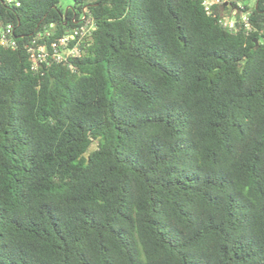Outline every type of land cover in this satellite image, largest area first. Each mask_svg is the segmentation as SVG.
I'll return each instance as SVG.
<instances>
[{
  "label": "trees",
  "instance_id": "16d2710c",
  "mask_svg": "<svg viewBox=\"0 0 264 264\" xmlns=\"http://www.w3.org/2000/svg\"><path fill=\"white\" fill-rule=\"evenodd\" d=\"M73 1L0 0V264H264V0Z\"/></svg>",
  "mask_w": 264,
  "mask_h": 264
},
{
  "label": "built area",
  "instance_id": "2783aa9c",
  "mask_svg": "<svg viewBox=\"0 0 264 264\" xmlns=\"http://www.w3.org/2000/svg\"><path fill=\"white\" fill-rule=\"evenodd\" d=\"M8 3L16 0H6ZM18 5V2H15ZM204 10L207 13L212 12L214 4H228V12L221 11L219 22L226 28H234L236 25L237 13H239L240 22L247 32L253 30L250 22V12L243 9L240 2L232 6L228 0H202ZM95 29L94 20L87 14L85 7L82 9L80 18L74 22L66 33L56 37L53 40H44L43 36L49 35V32H38V34L25 45L26 51L31 59V68L37 70L41 64L47 62L69 61L71 58L80 57L83 53L85 41L89 40L92 31ZM13 27L11 24L0 27V45L3 47L15 48L17 42L13 37Z\"/></svg>",
  "mask_w": 264,
  "mask_h": 264
},
{
  "label": "rangeland",
  "instance_id": "374dc122",
  "mask_svg": "<svg viewBox=\"0 0 264 264\" xmlns=\"http://www.w3.org/2000/svg\"><path fill=\"white\" fill-rule=\"evenodd\" d=\"M245 2H248L249 5L253 4V0H244ZM59 4L62 8H66L69 6H72L74 4L73 0H59Z\"/></svg>",
  "mask_w": 264,
  "mask_h": 264
},
{
  "label": "water",
  "instance_id": "95a60500",
  "mask_svg": "<svg viewBox=\"0 0 264 264\" xmlns=\"http://www.w3.org/2000/svg\"><path fill=\"white\" fill-rule=\"evenodd\" d=\"M66 9H67V7H66Z\"/></svg>",
  "mask_w": 264,
  "mask_h": 264
}]
</instances>
